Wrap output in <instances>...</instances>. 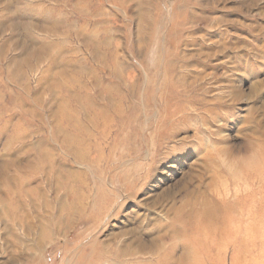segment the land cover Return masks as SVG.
I'll return each mask as SVG.
<instances>
[{
	"label": "rangeland",
	"instance_id": "374dc122",
	"mask_svg": "<svg viewBox=\"0 0 264 264\" xmlns=\"http://www.w3.org/2000/svg\"><path fill=\"white\" fill-rule=\"evenodd\" d=\"M0 264H264V0H0Z\"/></svg>",
	"mask_w": 264,
	"mask_h": 264
},
{
	"label": "bare ground",
	"instance_id": "6f19581e",
	"mask_svg": "<svg viewBox=\"0 0 264 264\" xmlns=\"http://www.w3.org/2000/svg\"><path fill=\"white\" fill-rule=\"evenodd\" d=\"M207 215H209V218L208 219H206L203 223H204V226H206V231H208V232H215L216 230H215V225L213 224V220H214V218L213 217H215V214H212V212H208V214ZM194 225V223H192V222H189V226L191 227V228H195V226H193ZM125 255L127 256V259H129V257H131V255H132V251H127V249L125 250ZM128 261V260H127Z\"/></svg>",
	"mask_w": 264,
	"mask_h": 264
}]
</instances>
